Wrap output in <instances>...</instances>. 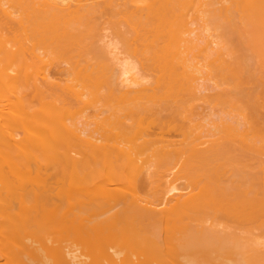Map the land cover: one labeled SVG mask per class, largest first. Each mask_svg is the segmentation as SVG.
<instances>
[{
  "label": "bare ground",
  "instance_id": "6f19581e",
  "mask_svg": "<svg viewBox=\"0 0 264 264\" xmlns=\"http://www.w3.org/2000/svg\"><path fill=\"white\" fill-rule=\"evenodd\" d=\"M254 222L264 0H0V264H264Z\"/></svg>",
  "mask_w": 264,
  "mask_h": 264
},
{
  "label": "rangeland",
  "instance_id": "374dc122",
  "mask_svg": "<svg viewBox=\"0 0 264 264\" xmlns=\"http://www.w3.org/2000/svg\"><path fill=\"white\" fill-rule=\"evenodd\" d=\"M33 101H35V99H34ZM255 223H256V222L252 223V227H253V224H255ZM256 224H257V225L254 226L255 229H253V230H258L259 228H257V227H260L261 229L264 230V228H263L264 225L261 224V226H260V225L258 226V222H257ZM263 224H264V223H263ZM256 226H257V227H256ZM256 228H257V229H256ZM261 229H260V231H258V234L261 233V232H264L263 230L261 231ZM253 230H252V231H253ZM254 232H255V231H254ZM256 233H257V232H256ZM260 235H261V234H260ZM262 237H263V235H262Z\"/></svg>",
  "mask_w": 264,
  "mask_h": 264
}]
</instances>
